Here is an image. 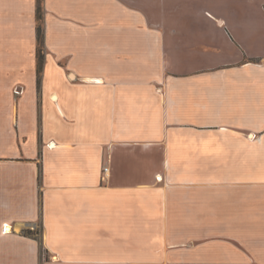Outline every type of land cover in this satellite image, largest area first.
Listing matches in <instances>:
<instances>
[{"label": "crops", "instance_id": "0c3cea01", "mask_svg": "<svg viewBox=\"0 0 264 264\" xmlns=\"http://www.w3.org/2000/svg\"><path fill=\"white\" fill-rule=\"evenodd\" d=\"M37 5L0 0V264H264V0H42L39 72Z\"/></svg>", "mask_w": 264, "mask_h": 264}, {"label": "trees", "instance_id": "16d2710c", "mask_svg": "<svg viewBox=\"0 0 264 264\" xmlns=\"http://www.w3.org/2000/svg\"><path fill=\"white\" fill-rule=\"evenodd\" d=\"M36 18H37V27H36V30H37V68L39 72L42 66L43 51H44L43 29H42V0H38V5L36 9Z\"/></svg>", "mask_w": 264, "mask_h": 264}, {"label": "bare ground", "instance_id": "6f19581e", "mask_svg": "<svg viewBox=\"0 0 264 264\" xmlns=\"http://www.w3.org/2000/svg\"><path fill=\"white\" fill-rule=\"evenodd\" d=\"M9 230H10V227H8V229L5 228V231H6V232L9 231Z\"/></svg>", "mask_w": 264, "mask_h": 264}, {"label": "built area", "instance_id": "2783aa9c", "mask_svg": "<svg viewBox=\"0 0 264 264\" xmlns=\"http://www.w3.org/2000/svg\"><path fill=\"white\" fill-rule=\"evenodd\" d=\"M105 169H107V168H105Z\"/></svg>", "mask_w": 264, "mask_h": 264}, {"label": "rangeland", "instance_id": "374dc122", "mask_svg": "<svg viewBox=\"0 0 264 264\" xmlns=\"http://www.w3.org/2000/svg\"><path fill=\"white\" fill-rule=\"evenodd\" d=\"M43 252V251H42Z\"/></svg>", "mask_w": 264, "mask_h": 264}]
</instances>
